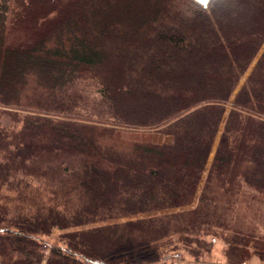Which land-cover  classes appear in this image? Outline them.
<instances>
[{
	"label": "trees",
	"instance_id": "trees-1",
	"mask_svg": "<svg viewBox=\"0 0 264 264\" xmlns=\"http://www.w3.org/2000/svg\"><path fill=\"white\" fill-rule=\"evenodd\" d=\"M263 46L264 0H0V264L264 258Z\"/></svg>",
	"mask_w": 264,
	"mask_h": 264
},
{
	"label": "rangeland",
	"instance_id": "rangeland-1",
	"mask_svg": "<svg viewBox=\"0 0 264 264\" xmlns=\"http://www.w3.org/2000/svg\"><path fill=\"white\" fill-rule=\"evenodd\" d=\"M194 1L197 2L198 4H200L197 0H194ZM263 52H264V46H263L261 52L259 53V55L257 56V58L255 59V61L250 66V68L241 77L239 85L237 87V90L235 91L234 96L243 87V85L246 84L248 76L250 75L251 71L253 70L254 66L256 65V62L258 61V59L260 58V56L262 55ZM102 72L103 73L108 72V74H109L108 75V79H109L108 81L114 82V83H121L125 79V76H126L125 69H124V63L120 62L119 60H113L112 59L109 62H107L105 65H103ZM75 86H76L75 89L82 94V95H80V97L82 99L83 108H86V110L88 112H91L94 115H98V113H100V111L104 112V109H105L104 104L100 103L99 99L96 98L94 88L87 83V80H83V79L79 80V82ZM233 99H234V97H233ZM233 99H232V101H233ZM229 110H230V105L227 107L226 115L228 114ZM226 115H225V118H226ZM222 130H223V125H221L220 130H219V134L216 137V140L214 142V145H213L212 151L210 153L205 171H204L202 179H201V183L199 185L197 195L200 194V192L203 188L206 176L208 174V170L211 166V163H212L214 155H215L216 147H217V144H218ZM153 139L157 142H169V141H171L170 137H166V136L159 135V134H153ZM196 202H197V200H195L194 204L192 206H190V208H193L196 205ZM255 211H256L255 209L254 210L253 209L248 210V216H249L248 219H250V217L254 215V217L259 219L260 222H263L264 221V209L259 213L255 212ZM45 240H46V244L48 246L65 247V242L61 240V232L54 231L53 234L49 238H46ZM225 246H226V244L224 242H222L221 240L217 241V243L214 246L207 245L204 247L205 251L203 252V256H201L200 258H196V257L192 256L187 250H185L183 248H177V249L172 250L170 253H168L163 258V260H164L163 263H165V264H229L226 260L225 254H224ZM49 250L50 249L48 247V249L45 253L46 256H48L50 254ZM176 252L181 253L182 258L179 261H175V263H173V260L171 257L173 255V253H176ZM42 264H45V261H43ZM242 264H264V258H259L258 256H252L247 261H245V263H242Z\"/></svg>",
	"mask_w": 264,
	"mask_h": 264
},
{
	"label": "built area",
	"instance_id": "built-area-1",
	"mask_svg": "<svg viewBox=\"0 0 264 264\" xmlns=\"http://www.w3.org/2000/svg\"><path fill=\"white\" fill-rule=\"evenodd\" d=\"M171 258L173 260V263H175V261H179L182 258V254L178 252L173 253Z\"/></svg>",
	"mask_w": 264,
	"mask_h": 264
},
{
	"label": "clouds",
	"instance_id": "clouds-1",
	"mask_svg": "<svg viewBox=\"0 0 264 264\" xmlns=\"http://www.w3.org/2000/svg\"><path fill=\"white\" fill-rule=\"evenodd\" d=\"M198 2L206 8L211 3V0H198Z\"/></svg>",
	"mask_w": 264,
	"mask_h": 264
},
{
	"label": "bare ground",
	"instance_id": "bare-ground-1",
	"mask_svg": "<svg viewBox=\"0 0 264 264\" xmlns=\"http://www.w3.org/2000/svg\"><path fill=\"white\" fill-rule=\"evenodd\" d=\"M198 1V0H197Z\"/></svg>",
	"mask_w": 264,
	"mask_h": 264
}]
</instances>
